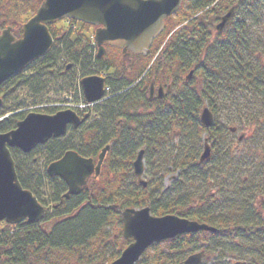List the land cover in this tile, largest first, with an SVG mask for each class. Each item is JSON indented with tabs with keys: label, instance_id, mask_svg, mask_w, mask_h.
<instances>
[{
	"label": "trees",
	"instance_id": "trees-1",
	"mask_svg": "<svg viewBox=\"0 0 264 264\" xmlns=\"http://www.w3.org/2000/svg\"><path fill=\"white\" fill-rule=\"evenodd\" d=\"M1 1L2 19L8 22L0 30L12 25L17 35L40 6L37 0ZM231 9L234 15L228 26L214 36L208 25L194 18L202 13L205 23L209 19L217 23ZM50 32L55 41L66 35L56 26ZM85 38H66V58L77 65L64 68L67 87L55 92L74 93L80 80L76 67L81 66L85 77L92 71L107 76L108 99L95 105L98 120L81 128L78 144L53 139L42 146L48 155L46 169L40 170L32 160L41 146L30 154L11 149L22 187L33 193L47 215L37 224H0V264H109L132 242L122 237V211L143 208L156 217L178 216L216 231L155 244L137 264H183L195 252L214 257L211 264H224L231 254L243 262L264 264V0H184L149 56L134 57L129 68L113 60L120 54L115 48L108 47L107 55L97 58ZM59 53L54 46L27 71L36 67L50 72ZM148 68L149 76L154 68L166 78V71L173 77L172 70L177 69V77L170 78L175 85L183 83L191 70L192 81L198 77L203 82L200 87L184 82V87H173L169 98L149 102L148 79L135 84ZM27 71L0 87V133L16 129L34 107L44 104L38 99L47 88L40 76L26 77ZM19 89L21 96L16 95ZM26 94L37 100H23ZM205 108L214 117L211 128L200 121ZM45 110L53 115L62 109ZM206 139L211 157L201 163ZM107 145L111 150L100 177L81 195L65 199L67 185L49 177L48 166L68 151L97 161ZM142 150L147 188L133 168ZM173 175L166 188L165 179ZM47 183L53 188L57 184L48 205L42 193Z\"/></svg>",
	"mask_w": 264,
	"mask_h": 264
},
{
	"label": "water",
	"instance_id": "water-1",
	"mask_svg": "<svg viewBox=\"0 0 264 264\" xmlns=\"http://www.w3.org/2000/svg\"><path fill=\"white\" fill-rule=\"evenodd\" d=\"M41 3L34 17L22 28V38L12 35V27L0 34V86L12 77L27 70L33 63L47 56L53 46L49 26L70 19L97 28L94 41L101 58L105 45L122 51V60L131 63L133 55H146L153 42L165 29L166 21L177 13L182 0H38ZM234 9L222 17L216 26L222 32L232 19ZM1 16V10H0ZM107 79L90 76L82 79L81 86L87 104H97L106 95ZM154 87H151V97ZM160 98L162 96L160 95ZM0 100V105H1ZM91 117L80 116L75 111L62 110L55 115L29 113L16 129L0 133V224L15 226L23 222L37 224L44 220L47 209L32 192L24 189L19 181L11 149L24 154L32 153L52 139L67 135L70 127L80 129ZM201 123L206 128L213 126L214 117L208 108L203 109ZM110 146L102 150L98 162L69 151L51 163L47 174L63 180L68 191L64 198L81 195L89 187V181L97 179L102 170ZM144 151L134 162V173L139 183L146 188L144 176ZM211 148L205 142L201 162L209 161ZM122 236L132 242L110 264H137L155 244L201 231H216L214 228L178 216L155 217L150 208L126 209L122 213ZM204 254L187 258L184 264H201Z\"/></svg>",
	"mask_w": 264,
	"mask_h": 264
},
{
	"label": "rangeland",
	"instance_id": "rangeland-1",
	"mask_svg": "<svg viewBox=\"0 0 264 264\" xmlns=\"http://www.w3.org/2000/svg\"><path fill=\"white\" fill-rule=\"evenodd\" d=\"M184 9H186L185 6H184ZM194 18L200 19V17H198V16H196ZM57 25L59 27H62V28L65 26L62 23L57 24ZM259 29L261 30V28H259ZM94 30L95 29H88V31H89L88 34L89 35H87L86 38H88L91 41V46L94 49L97 48L96 51H94L96 53V56H97L98 47L96 46V43L94 41ZM75 32H76V27H75V29L73 31V34H75ZM210 32H211V34L213 36L216 34V31H215V29L213 27H210ZM67 37H68V40H70V39L75 40L79 36L76 33L73 36L68 34ZM56 46H57L58 50L60 51V53H59V56H60L59 57V62L57 64L56 68L52 69L50 72H47L46 70H43V68L40 69L39 71H37V69L35 67V68H32L29 71H27V73L25 74L26 77H30L33 74H36V75L40 76L42 81H43L42 87H46L47 88V89H45L46 90L45 91L46 94L44 93L45 95L38 99V100H42V102L44 104L34 107V108H36V110L35 111H30V113L34 112V113H39V114H46L45 113V111H46L45 109H47V108L50 109V107H58L59 109H62V110L72 109V110L76 111V113H78L81 116H83L85 113L90 111L91 118H90V120L88 121V123L85 126H88V125L96 123L97 120H98V117H97V115L95 114V111H94L95 107L91 106V108L89 110L85 107V105L81 102V97L82 96H81V94L79 92L78 86H77L76 90L74 91V93L73 92H66V91L59 92V93L55 92L57 89H60V87H67V86H65L66 84L64 83L65 79L62 78V74H63L64 68L68 66L70 68L73 67L75 69V66L77 65V64H74V62L72 60H70L69 58H66V55L64 53L65 52V50H64L65 47L64 46L60 47V48H59L58 45H56ZM107 52L108 51L106 49L105 54L99 59L104 58L107 55ZM92 55H94V54H92ZM117 59H118L119 62H121L120 61L121 60V53L118 54V55L117 54L113 55V60L116 61ZM76 69H77L76 73L78 74L79 79L84 78L85 77V71L84 72L82 71L81 66L80 67L77 66ZM172 71L174 73V76L179 74L177 69H174ZM92 73H94V74L91 75V76H95V75L106 76V75L100 74V73L97 74V73H95V71H92L90 74H92ZM87 74H89V73L86 72V75ZM132 75H137V74L134 72ZM166 75H167V78L164 76V73H161V74L157 75V70L153 68V72L151 73L152 77H150L149 80H148V87H151L152 82H154L156 84L155 87H157V88L161 84L169 85V84H172V83L174 84L173 87H184L183 83L185 81H183V83L178 84V85H175L173 80H172L171 83H168L169 79L170 78L172 79L174 76L170 77L168 75L167 71H166ZM88 76H90V75H87L86 77H88ZM142 79H143V74L141 76V79H137L135 81L136 82L135 84H139L142 81ZM194 81H195V83H194ZM192 82H193V84L191 85L192 87H197V86L200 87V84H202L203 80L201 78L197 77V79L193 80ZM78 85H79V83H78ZM142 87H145V85L142 86ZM149 90H150V88H148V91H147V95H146L147 98L150 96ZM21 93L23 95V92L19 89L16 95L17 96H21ZM70 93H73V100H72L73 102L72 103H69V101H68V98L70 97ZM173 93L174 92L172 90V94ZM28 98H29V95H27V94H26V96L25 95L22 96L23 100L27 99V101L28 102L30 101V103H33L34 101L37 100V99H32L31 100L30 98H29L30 100H28ZM101 104H99V105H101ZM46 115H48V114H46ZM74 131L76 133H74ZM241 134L242 133L236 134V136L234 138L238 139L239 136H241ZM80 136H81V129H79V130H74V129L72 130L71 129V130H69V133L64 138H61V139H62L63 142L65 140H69V143H71V145L75 146L76 144H78L80 142ZM46 152H47L46 151V147H42L41 146V148H39L38 151H36L34 153V155L32 156V160H34L36 162V165L38 166L37 168H39L40 170L46 169L47 160H48V155H47ZM208 162L209 161H207V163ZM175 177L176 176L173 175V176L168 177V178L165 179L164 185H165L166 188L170 187V185L172 184V181H173V179ZM143 179L147 181V177H146L145 174L143 176ZM147 183H148V181H147ZM56 185L57 184L54 185V188H55ZM54 188H53V186H50L49 183L44 184V186L42 187V193L45 195L44 198H43V201L45 203H47V205L49 204L48 201H49V199L52 196V192H53ZM49 206H50L49 207L50 208L49 214H52V209H51L52 206L51 205H49ZM195 253H197V252H195ZM213 259H214V257H209L207 259L206 256H203V260L201 262H202V264H204V261L208 260L207 264H211ZM237 262H240V260L237 258V256H233L232 254L229 255L225 260L222 261V263H224V264H236ZM242 263L243 264H253L252 262H248V261H244V262L242 261Z\"/></svg>",
	"mask_w": 264,
	"mask_h": 264
},
{
	"label": "bare ground",
	"instance_id": "bare-ground-1",
	"mask_svg": "<svg viewBox=\"0 0 264 264\" xmlns=\"http://www.w3.org/2000/svg\"><path fill=\"white\" fill-rule=\"evenodd\" d=\"M0 10H1V16H0V25H5L7 22H8V19L7 20H4V19H2V17H3V4H2V1L0 0ZM67 21V22H66ZM60 23H63V25H65L64 27H65V30H66V35H64V39H63V41H59V40H57V41H55L56 42V44L59 46V47H63V46H65L66 45V43L68 42L67 40H66V38H68L67 37V35L69 34V35H71V36H73V35H75L76 33H77V35L79 36L78 38H81V37H86L87 35H89L88 33H89V31L88 30H86V29H84L83 28V26H82V24L83 25H86V26H89L90 28L89 29H95L94 30V36H95V32H96V30H97V28L95 27V26H92V25H88V24H84V23H81V22H78V21H75V20H70V19H64V20H62V21H60V22H58V23H56V24H60ZM24 26V25H23ZM75 27H76V32H75V34H73V31H74V29H75ZM22 28L23 27H21V30H20V35H17V30L16 29H14V28H12L13 30L11 31L12 32V35H13V37L14 38H16V39H21L22 38ZM7 28H4V29H2V30H0V34L4 31V30H6ZM80 33V34H79ZM68 44V43H67ZM54 46V45H53ZM52 46V47H53ZM133 87V86H132Z\"/></svg>",
	"mask_w": 264,
	"mask_h": 264
},
{
	"label": "flooded vegetation",
	"instance_id": "flooded-vegetation-1",
	"mask_svg": "<svg viewBox=\"0 0 264 264\" xmlns=\"http://www.w3.org/2000/svg\"><path fill=\"white\" fill-rule=\"evenodd\" d=\"M33 16H34V15H33ZM33 16H32V17H33ZM32 17H31V18H32ZM31 18H30V19H31ZM30 19H28L27 22H28ZM209 21H210L211 24H209ZM209 21H207V22L205 23V22L202 20V22H203L204 25H206V26L208 25V27H209V26L214 27V23L216 24V21H215L214 19H212V20L209 19ZM66 22H67V21H66ZM25 23H26V22H25ZM25 23H24V24H25ZM24 24H23V25H24ZM62 24H63V23H62ZM23 25H22V27H23ZM52 26H53V25H52ZM55 26L58 27V28H62V27H59L57 24L54 25V27H55ZM8 27H12V28H14L12 25H8V26L5 27V28H8ZM50 27H51V26H50ZM50 27H49V29H50ZM55 43H56V42H55ZM55 43H54L55 48H57V46H56ZM53 47H54V46H53ZM53 47H52V49H53ZM59 48H60V47H59ZM20 74H22V73H20ZM20 74H18V75H20ZM18 75H16V76H18ZM104 75H105V74H104ZM16 76H14V77H16ZM14 77H12V78H14ZM12 78H11V79H12ZM11 79H9L8 81H10ZM8 81H7V82H8ZM7 82H5V83H4L3 85H1L0 87H3L4 85H6ZM158 85H159V84H158ZM172 87H173V85H166V84H161V85H159V87H158L159 90H158V91H155L153 98H152L151 100H149V101H150V102H153L154 100L159 99L158 93H160V95L163 96V97H164L165 94L168 93V95H166V97L163 98V99H166V98L169 96V94L171 93V91H172ZM159 91H160V92H159ZM149 98H150V96H149ZM70 128H71V127H70ZM236 264H243V263H242V261H240V262H237Z\"/></svg>",
	"mask_w": 264,
	"mask_h": 264
}]
</instances>
